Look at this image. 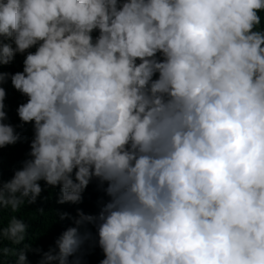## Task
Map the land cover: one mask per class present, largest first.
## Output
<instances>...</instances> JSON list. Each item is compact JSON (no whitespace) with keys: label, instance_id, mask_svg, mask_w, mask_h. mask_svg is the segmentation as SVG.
<instances>
[{"label":"clouds","instance_id":"9594fccd","mask_svg":"<svg viewBox=\"0 0 264 264\" xmlns=\"http://www.w3.org/2000/svg\"><path fill=\"white\" fill-rule=\"evenodd\" d=\"M261 13L264 0H0V149L32 126L21 166L0 171V210L46 188L58 204L101 193L15 264H85L97 247L98 264H264ZM17 54L22 70L5 71ZM8 82L26 98L16 125ZM27 228L13 217L0 237Z\"/></svg>","mask_w":264,"mask_h":264},{"label":"trees","instance_id":"16d2710c","mask_svg":"<svg viewBox=\"0 0 264 264\" xmlns=\"http://www.w3.org/2000/svg\"><path fill=\"white\" fill-rule=\"evenodd\" d=\"M261 16L264 20V13H261ZM22 60L23 55L17 54L11 64L4 66V70L8 72L22 70ZM5 88L7 91L5 103L8 113L6 122L13 125L19 124L16 107L19 103L24 102L26 98L15 91L10 82L5 84ZM17 131H21V141L0 149V171H2L5 181L11 178L14 169L21 166L20 162L26 157L29 150L28 140L32 137L31 124L25 125L23 130L17 128ZM100 195L101 193L96 190L94 182L85 191L82 203L58 204L59 188H46L41 194V197H46V199L38 198L35 204H25L15 210L11 209L10 206L0 210V229H7L13 217L23 220L28 225L26 239L20 244L13 243L6 236L0 237V264H15L16 252L23 249L25 245H30L32 248L39 247L42 252L47 251L49 247H54L55 239L72 223L71 220L60 221L58 212L65 211L75 216L76 209L79 208L85 213L95 214L99 210L98 198ZM88 228L95 235V229L91 225ZM81 231L83 232L84 229L82 228ZM85 248H88L87 244ZM27 255L30 264H37V261L41 259V254L31 251ZM101 258V250L97 247L85 256V264H98Z\"/></svg>","mask_w":264,"mask_h":264}]
</instances>
